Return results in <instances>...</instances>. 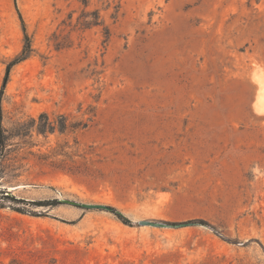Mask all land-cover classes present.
Instances as JSON below:
<instances>
[{"label": "rangeland", "instance_id": "obj_1", "mask_svg": "<svg viewBox=\"0 0 264 264\" xmlns=\"http://www.w3.org/2000/svg\"><path fill=\"white\" fill-rule=\"evenodd\" d=\"M17 4L34 52L5 88L19 134L0 186L63 202L0 207V264H264V0ZM23 45L15 0H0V89ZM42 113L54 131L31 126Z\"/></svg>", "mask_w": 264, "mask_h": 264}, {"label": "trees", "instance_id": "obj_2", "mask_svg": "<svg viewBox=\"0 0 264 264\" xmlns=\"http://www.w3.org/2000/svg\"><path fill=\"white\" fill-rule=\"evenodd\" d=\"M15 6H16L17 12L19 14V18L21 20V23H22V29L24 32V45H23L21 52L7 64L4 80L2 83V87L0 89V163L7 157L8 154H10L11 152H13L16 149L15 147L13 148L14 143H11V140L14 138V136L19 134V133H16L14 131L9 132L3 126L2 100H3L5 88H6L8 81H9V77H10V73H11L12 68L15 65H17V64L25 61L26 59H28L32 55V53L34 52V48H33V44H32V38L27 31V26H26L25 20L23 18V15H22L21 11L19 10L17 0H15ZM83 22H85L84 24L86 25V27H89L92 25L102 24V20L100 19V13L98 11L95 12L94 13V19L87 20V21L84 20ZM105 34L107 37H109V35H110L109 28H106ZM40 119H43V121L41 120L37 124V120L35 118H31V121H30L31 126L37 127V130L40 133H46V132H51V131L55 130V127H56L55 123L50 121V119L48 118V115L46 113H42L40 115ZM66 126H67L66 123H63L61 125L62 128L66 127ZM62 202H63V200L59 199V198L46 199V200L26 199L24 197L17 196L15 193L12 192V190H9L5 187L0 186V207H10L11 209L18 211L20 213L37 215L38 211L34 210L32 207H34V206H45V207L52 208L54 206L61 204ZM109 208H110L109 210H112L113 212H115L117 214V216L119 217V219H121L124 223H127V224L131 223V221L127 217H125L115 207L109 206ZM187 222H189V224L204 225L206 227L213 229L214 232L219 234L217 231V228L210 221H208L204 218L190 219Z\"/></svg>", "mask_w": 264, "mask_h": 264}, {"label": "water", "instance_id": "obj_3", "mask_svg": "<svg viewBox=\"0 0 264 264\" xmlns=\"http://www.w3.org/2000/svg\"><path fill=\"white\" fill-rule=\"evenodd\" d=\"M65 203H69L72 205H78L84 209H106L109 210V205L103 204V203H89V202H78L72 199H65ZM140 225H152V226H159L164 227L167 225L164 221H157V220H151V219H141L138 221Z\"/></svg>", "mask_w": 264, "mask_h": 264}, {"label": "bare ground", "instance_id": "obj_4", "mask_svg": "<svg viewBox=\"0 0 264 264\" xmlns=\"http://www.w3.org/2000/svg\"><path fill=\"white\" fill-rule=\"evenodd\" d=\"M260 73V72H258ZM262 74V72L260 73ZM259 74V91L255 100V108L259 113H264V75ZM258 75V74H257Z\"/></svg>", "mask_w": 264, "mask_h": 264}]
</instances>
